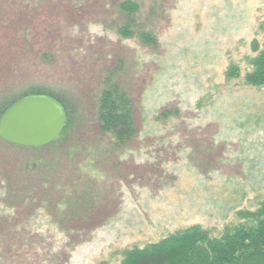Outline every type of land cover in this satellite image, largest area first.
Wrapping results in <instances>:
<instances>
[{"label": "rangeland", "instance_id": "374dc122", "mask_svg": "<svg viewBox=\"0 0 264 264\" xmlns=\"http://www.w3.org/2000/svg\"><path fill=\"white\" fill-rule=\"evenodd\" d=\"M125 1L0 0V103L43 91L73 117L45 151L0 139L1 264H120L264 203V87L245 81L264 0H132L134 15ZM115 87L137 130L125 143L100 120Z\"/></svg>", "mask_w": 264, "mask_h": 264}, {"label": "trees", "instance_id": "16d2710c", "mask_svg": "<svg viewBox=\"0 0 264 264\" xmlns=\"http://www.w3.org/2000/svg\"><path fill=\"white\" fill-rule=\"evenodd\" d=\"M121 8L125 13L134 15L138 4L128 0ZM120 34L128 37L132 35V30L124 28ZM142 36L146 43L154 42L152 34L143 33ZM253 50L256 55L249 62L252 71L245 76V81L253 87H264V49L259 50L255 42ZM226 76L229 80L241 77L240 68L231 67ZM33 97L55 101L66 116V128L58 140L43 148H26L45 151L61 142L70 132L72 110L66 100L48 92H33L22 100ZM18 102L9 99L0 103V122ZM100 120L103 130L119 143H125L137 134L129 96L118 87L104 92L100 104ZM238 217L240 223L227 226L219 237H214L201 226H193L171 234L158 243L124 251L120 264H264V203L255 212H239ZM100 264L110 263L104 261Z\"/></svg>", "mask_w": 264, "mask_h": 264}, {"label": "water", "instance_id": "95a60500", "mask_svg": "<svg viewBox=\"0 0 264 264\" xmlns=\"http://www.w3.org/2000/svg\"><path fill=\"white\" fill-rule=\"evenodd\" d=\"M63 109L44 97L24 99L3 116L0 138L15 146L43 148L58 140L66 128Z\"/></svg>", "mask_w": 264, "mask_h": 264}]
</instances>
